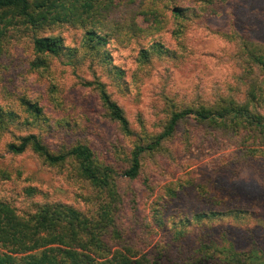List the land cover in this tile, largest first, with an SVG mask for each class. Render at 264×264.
<instances>
[{"label": "rangeland", "instance_id": "obj_1", "mask_svg": "<svg viewBox=\"0 0 264 264\" xmlns=\"http://www.w3.org/2000/svg\"><path fill=\"white\" fill-rule=\"evenodd\" d=\"M150 1L127 0L107 15L102 33L110 42L100 53L84 43L85 26L71 22L20 24L7 33L0 55V201L21 215L50 201L94 213L96 191L76 176L72 162L54 167L32 150L12 154L7 148L29 133L52 150L84 141L119 173L115 223L122 232L113 249L120 241L144 253L164 242L161 257H182L209 236L239 250L253 240L264 249V128L186 118L161 148L145 154L137 179L122 175L134 147L163 132L177 110L250 100L264 115V68L247 67L240 37L264 49V0H156L160 24L155 14L137 16ZM175 6L186 8L184 18H175ZM214 7L221 13H207ZM135 21L145 32L128 38ZM118 26L126 28L124 44L113 34ZM35 34L61 36L66 50L60 57L38 54ZM155 42L167 52L159 54ZM144 48L148 61L140 58ZM94 81L122 106L132 134L107 116L97 86L88 84ZM253 88L258 100L249 96ZM22 99L38 104L42 118ZM198 214L210 216L196 220Z\"/></svg>", "mask_w": 264, "mask_h": 264}, {"label": "trees", "instance_id": "obj_2", "mask_svg": "<svg viewBox=\"0 0 264 264\" xmlns=\"http://www.w3.org/2000/svg\"><path fill=\"white\" fill-rule=\"evenodd\" d=\"M127 0H0V55L3 52L4 38L16 26L28 25L39 28L45 21L52 23L71 22L84 25L87 29L84 43L89 49L100 53L101 48L107 47L110 42L108 33L103 34L110 17L107 15ZM158 3L150 1L141 5L139 14H151L160 24ZM147 10H143L146 9ZM186 8L175 6L172 14L176 19L184 18ZM209 14H219L221 10L214 7L207 10ZM119 23V22H117ZM120 24V23H119ZM88 25L93 27L87 28ZM154 27L153 29H156ZM125 27H117L113 33L117 40L124 44ZM145 30L136 21L128 28L125 34L128 38L139 37ZM241 51L245 56L246 65L252 68L254 63L264 68V49L250 46L245 37ZM159 47V54H164L161 43H153ZM32 46L38 54H47L60 57L66 50L63 38L59 35H33ZM109 54L106 53V57ZM141 60H149V49L140 51ZM110 59V57H109ZM96 85L100 93L102 104L110 120L116 123L125 134H132L131 125L122 106L113 99L106 85L101 81L89 82ZM249 96L258 100L256 88ZM23 105L42 118L43 111L28 99H22ZM225 108L201 106L184 108L171 114L165 130L154 135L151 139L138 143L131 151L128 167L122 175L127 179H137L141 173L145 154L161 148L170 136L173 135L178 124L193 117L200 122L220 120L226 122H248L252 127L264 128V115L253 111L254 106L249 100L247 103L234 102ZM0 116V127L3 121ZM12 154H23L32 150L50 166H63L70 162L75 167L76 176L87 181L96 191L99 205L91 215L84 214L76 208L61 202H44L31 214L21 215L17 209L4 201H0V264H264V249L253 240L247 250H239L232 241L224 240V244L213 236L197 247L186 249L182 257L163 256L159 253L164 242L156 245L153 251L137 252L133 247L119 241V248L111 244L113 240L121 238V228L116 225V208L121 201L118 191L117 177L119 173L112 164L101 159L88 142L74 141L62 146L59 150L50 149L37 133H29L18 137L17 141L7 146ZM104 195V196H102ZM108 195L111 200L107 199ZM210 215L198 214L196 220L207 218Z\"/></svg>", "mask_w": 264, "mask_h": 264}]
</instances>
